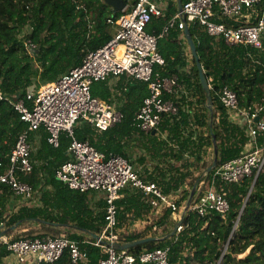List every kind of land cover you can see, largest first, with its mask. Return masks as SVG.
<instances>
[{"label": "trees", "instance_id": "1", "mask_svg": "<svg viewBox=\"0 0 264 264\" xmlns=\"http://www.w3.org/2000/svg\"><path fill=\"white\" fill-rule=\"evenodd\" d=\"M125 1L129 10L137 2ZM164 11L163 15L153 17L148 23V32L159 33L178 11V5L172 1ZM122 13L104 0H0V161L4 169L18 135L27 127L12 99H26L29 90L35 91L41 84L56 80L79 65L86 50L99 48L112 38L108 18ZM189 27L210 85L212 110L207 105V92L202 86L196 59L184 31L176 26L166 37L158 40V49L166 60L162 73H176L189 93L182 97L167 95L180 106L178 115L164 116L161 128L168 132V140L146 133L135 124L136 114L149 89L145 81L128 79L127 75L120 76L122 79L114 87L108 83L110 78L94 82L91 87L92 94L104 101L116 99L123 112L121 122L102 131L83 121L74 127L78 139L89 140L98 150L106 154H121L132 162L128 148L136 142L134 139H138L139 149H145L144 152H149L152 158L160 160L164 154L169 161L170 173L162 172L160 180L149 173L148 167L142 173L146 179L155 178L153 180L167 193L181 189V198L177 201L180 206L210 165L205 155L210 150V155H214L213 135L216 136L218 166L248 150L246 145L250 142V135L247 123L236 111L229 112L219 98L218 93L223 86L236 90L240 107L251 111L262 107L258 115L264 118V48L228 45L224 39L210 35L197 23H191ZM26 38L37 45L32 51L24 43ZM257 140L264 145V130ZM70 141L71 137L64 133L56 147L48 141L45 130L40 146H34L31 153L33 170L19 173L21 180L34 187L31 198L23 199L7 184L0 183V232L30 221L42 222L46 229L34 228L26 234L15 235L13 239L59 236L60 231L50 227L55 225L73 224L86 232L68 236L79 240L87 249L88 261L73 263L66 251L58 261L40 264H99L104 256L101 247L93 241L106 224L105 206L99 214L96 213L90 201L93 191L73 189L56 176L60 165L71 158L68 152ZM187 153L194 158L186 157ZM146 158L147 153H142L138 161L144 162ZM179 161L186 163L185 167L180 168ZM194 164L195 169L190 168ZM253 180L254 176L241 183H223L230 203L229 221L217 211L200 215L197 210L189 209L183 218L182 229L174 234L171 233L177 219L173 217L171 208L166 207L154 214L153 207L140 192L125 187L130 195L117 201L119 240L125 243L156 237L127 250L137 255L144 250L168 246L169 264H190L192 260L202 264H264V167L250 191ZM122 202L128 210L135 208L134 218L151 213L140 231L135 230L132 224L125 225ZM238 217V226L233 230ZM9 255L7 245L0 242V264H6ZM136 264L154 263L137 261Z\"/></svg>", "mask_w": 264, "mask_h": 264}, {"label": "built area", "instance_id": "2", "mask_svg": "<svg viewBox=\"0 0 264 264\" xmlns=\"http://www.w3.org/2000/svg\"><path fill=\"white\" fill-rule=\"evenodd\" d=\"M164 10L157 0H137L131 10L125 9L118 17L112 14L108 22L115 26V33L109 41L99 48L86 50L79 65L56 80L41 84L37 90L29 91L26 99H12L14 108L27 127L18 135L5 169L0 161V183L7 184L14 194L23 199L31 198L33 185L19 178L20 172L33 170L30 133L43 127L48 132V141L56 147L62 134L71 137L68 147L71 158L60 165L56 176L73 189L104 193L106 224L93 241L104 253L99 264H136L137 261L169 264L168 246L144 250L137 255L117 248L116 243H124L119 240L117 232V201L125 187L140 192L153 207L154 214L166 207L171 208L177 222H180L177 228L180 231L189 209L197 210L200 215L217 211L229 221L230 203L223 183H241L248 177H258L264 167V145L257 140L264 130V118L258 115L262 107L254 111L240 107L236 90L228 85H224L218 93L219 98L229 112L236 111L246 121L251 147L208 170L215 157L213 139L214 155L210 165L197 179L191 199L192 190L181 206L177 202L181 198V189L167 193L156 180L146 179L129 158L121 154H106L89 140H80L75 136L74 127L79 121L88 122L100 131L122 121L123 112L118 102L94 96L91 87L94 82L127 75L145 81L149 89L136 114L135 124L146 133L155 130L153 134L168 140V132L161 128L164 116L178 115L180 106L167 95L182 97L189 93L176 73H162L166 60L158 49V40L166 37L173 27L184 30L187 25L197 23L210 35L224 39L228 45L264 48V0H182V9H178L159 33L148 32V23L153 17L163 15ZM24 43L30 51L37 46L29 38ZM186 157L192 156L187 153ZM238 220L239 217L233 230L237 228ZM2 242L17 264L56 262L66 251L73 263L89 259L87 249L68 234L19 239L8 238L5 234ZM225 250L226 247L223 254Z\"/></svg>", "mask_w": 264, "mask_h": 264}, {"label": "crops", "instance_id": "3", "mask_svg": "<svg viewBox=\"0 0 264 264\" xmlns=\"http://www.w3.org/2000/svg\"><path fill=\"white\" fill-rule=\"evenodd\" d=\"M172 1L178 5V0H157V2L160 5H162L165 9L168 7L169 3L172 2ZM125 9L129 10L128 9V4L125 7ZM124 10H122V11H124ZM109 28H110V31H111V34H112V37H113V35L115 33V26L109 23ZM184 35H185V33H184ZM127 78L129 79V77H127ZM120 79H122V77H110V79L108 80V83H109V85L111 87H114L118 83V81ZM114 101H116V99ZM44 133H45V130L42 129V128L41 129H38L36 132L34 131V132L31 133V135L29 136V140H30L33 148H34V146L35 147L36 146H40ZM134 140H136V142L135 141L132 142V145H130V147L128 148V153L130 155V158H133L134 165L137 168L140 169V172H145L144 169L146 167H148L149 168V173L152 174V175H156L157 176V180H160L161 179V177H162L161 173L162 172H168V173L171 172L170 169H169V165H168V162L169 161L166 160L164 154L160 158V160H159L158 157L152 158L150 156L149 152H144L145 149H143V150L142 149L141 150L139 149V147L137 145L138 139H134ZM250 147H251V143L249 142L246 145V149H249ZM142 153H147V158L145 159L144 162L138 161V157H140V155ZM205 157H206L208 163H210L211 161H209V160L211 158V155L207 152V154L205 155ZM193 158L194 157L192 156L189 159L192 160ZM185 164L186 163H183L182 161H179V164L178 165L180 166V168H182V166L185 167ZM187 166H188V164H187ZM195 167H196L195 164H194V166H190V168H192V169H195ZM197 172H199V171H197ZM202 174H204V172ZM153 179H155V178H152V180ZM203 180H205L204 176H203ZM91 191H93L91 193V195H90V197H91L90 198L91 204L96 208V213L99 214L101 212V210H103V208L105 206L104 193L103 192H98L96 190H91ZM129 195H130L129 194V189H124V190L121 191V197H120V199H124V198L127 199ZM122 208L124 209V212H122V214H123V217L125 216V220H126L125 225L126 224H132L133 225V228L135 230H137V231H140L144 227V225L146 223V217L147 216L150 217V215H151V213H148V214H145L143 217L136 216L134 218L133 217V216H135V213H134L135 212V208L134 207H132L130 210H128L126 208L125 203L122 202L121 203V209ZM173 217L175 218V213H173ZM50 227H51L52 230L60 231L61 234H68L69 235L70 233H78V234H84V233H86L84 230H81L80 228L76 227L73 224L66 225V226H63V225H55V226H50ZM151 233H154V231H152ZM150 237H152V236H150ZM9 256L12 257L11 255H9ZM8 257H7V259H8Z\"/></svg>", "mask_w": 264, "mask_h": 264}, {"label": "water", "instance_id": "4", "mask_svg": "<svg viewBox=\"0 0 264 264\" xmlns=\"http://www.w3.org/2000/svg\"><path fill=\"white\" fill-rule=\"evenodd\" d=\"M106 3H108L109 5L112 6V8L116 11H122L124 10V8L127 6V2L125 0H104ZM178 9L181 10L182 9V0H178ZM184 33H185V37L187 39V42H188V45L191 49V52H192V55L195 57L196 59V62H197V66H198V69H199V75H200V80H201V83H202V86L204 87V89L206 90L207 92V101H208V107L210 110L213 109V97H212V94H211V89H210V85L208 83V80L206 78V75L204 73V69H203V66H202V63L200 61V57L198 55V51H197V46H196V43L194 41V38H193V35L191 33V30H190V27L187 25L184 29ZM29 91H32L29 90ZM258 118H256L257 120ZM153 133H155V130L153 131ZM213 139L214 141H216V136L213 135ZM217 148H216V145H215V157H214V160H213V163L212 165H210L208 167V170H210L212 167L216 166L217 164ZM257 179V176L254 178V181L252 183V186L250 188V191L252 190L254 184H255V181ZM196 190V185H194L193 189H192V192H191V195H190V199L193 195V193L195 192ZM250 191H249V194H250ZM249 196V195H248ZM245 205V203H244ZM243 205V206H244ZM243 209V207H242ZM241 209V211H242ZM180 222L178 221L173 230H172V233L171 234H174L176 231H177V228L179 226ZM17 225L15 226H12L11 228H16ZM7 232V229H4L0 232V239L3 238V236L6 234ZM98 236L95 235V238H97ZM156 237H145V238H140V239H136V240H133V241H129V242H125V243H116V246L118 249H128L132 246H135L137 244H141V243H144L146 241H149V240H152V239H155Z\"/></svg>", "mask_w": 264, "mask_h": 264}, {"label": "rangeland", "instance_id": "5", "mask_svg": "<svg viewBox=\"0 0 264 264\" xmlns=\"http://www.w3.org/2000/svg\"><path fill=\"white\" fill-rule=\"evenodd\" d=\"M208 153L211 154L212 151L210 150V152H208ZM212 156L213 155H211V158H210L209 161L212 160ZM40 227L46 229L44 223L39 222V221H30V222H25L22 225H17L16 228H14V229L13 228H4V229H7L6 236L8 238H10V237L13 238L15 235L26 234L31 229H34V228H36V229L39 228L40 229ZM39 229H38V231H39ZM38 231H37V233H38ZM0 242H2V239H0ZM246 253H244L243 255H245ZM6 264H17V262H16V260L14 259L13 256L12 257L9 256L7 261H6ZM190 264H202V263L201 262H196L195 260H192L190 262Z\"/></svg>", "mask_w": 264, "mask_h": 264}]
</instances>
